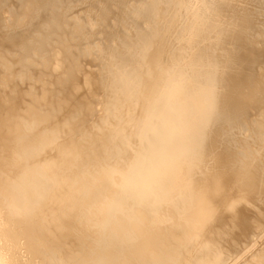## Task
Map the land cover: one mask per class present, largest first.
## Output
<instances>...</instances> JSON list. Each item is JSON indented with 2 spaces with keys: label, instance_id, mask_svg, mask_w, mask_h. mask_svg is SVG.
I'll return each mask as SVG.
<instances>
[{
  "label": "bare ground",
  "instance_id": "obj_1",
  "mask_svg": "<svg viewBox=\"0 0 264 264\" xmlns=\"http://www.w3.org/2000/svg\"><path fill=\"white\" fill-rule=\"evenodd\" d=\"M70 1L0 0V264H231L240 255L239 251L246 252L240 250L238 237L246 235L245 241H251L264 227V62L257 63L258 58L264 55V49L255 52L259 44L264 47V27L256 30L259 33L257 39L249 40L246 47L241 45L244 34L264 21V0H246L244 4H240L242 0H209V10L202 7V0H168L176 6L197 9L194 19L187 23L190 28L188 41L175 43H178L175 53L180 56L175 67L183 66L176 69L183 75L187 90L192 84L188 92L194 101L204 94V99H207L201 109L203 115L190 117L185 125L175 124L168 115L164 118L165 114L158 117V125L154 128H180L185 135L190 134L192 142L189 145L177 142L171 165L159 168L153 181L148 176L131 180L125 198L127 202L121 208L112 207L110 200L125 176L123 165L118 169L113 167L116 165L112 159L113 149L108 151L112 165L103 163L98 157L94 160L96 167L93 172L76 174L71 182L66 181L57 189L52 188L50 178L25 180L23 176L25 170L21 162L30 161L26 162L27 170L35 161L32 156L36 143L53 139L54 132L47 126V121L55 107L61 108L60 100L55 107L50 104L43 111L33 107L35 89L31 90L30 86L29 94L20 96L24 79H34L25 55L30 49L55 51L74 41L82 43L79 42L80 37L86 32L77 34L70 30L71 21L63 22L66 12L62 8L69 7ZM75 1L73 6L83 7L81 2L86 0L78 1L82 6ZM117 1L121 6L124 3V0ZM129 2L125 0L128 6ZM254 2L260 4L262 12H250L255 9ZM109 5L110 0H105L100 1L97 7L91 6L93 13L87 9L90 11L87 14L99 16L101 20L98 23L94 18L90 21L96 23H90H101L100 27H103L107 17L117 19L118 15L122 17L125 14L119 10L115 16ZM239 8L241 11L237 13ZM77 13L75 17L80 11ZM144 13L139 12L138 16ZM159 15V18L157 15L153 18V33L160 37L174 33L176 15L171 18ZM84 21L75 19L72 22L80 23L77 28L83 30L88 24ZM126 21L128 26L136 23L133 18ZM202 22L207 23L210 29L203 27ZM219 24L222 30L215 33ZM63 26L68 30L62 31ZM105 26L110 28L111 25ZM112 27L113 32L117 30L114 25ZM96 28L98 26L94 27V32ZM100 33L95 34L98 36ZM105 38L99 42L107 41ZM106 41L103 44L106 45ZM78 43L77 48L80 47ZM10 46L17 47L18 54L22 56H15ZM94 53L91 55L97 54ZM79 57L78 50L77 56L66 64L68 74L58 83L59 86L88 75ZM258 64L263 67L258 68ZM156 90L158 92L147 101L157 107L162 105V94L165 97L171 93L167 85L159 84ZM47 92V89H41L45 96ZM60 94V91H55L52 96L57 98ZM219 94H226L219 101L223 105L221 117L233 123L236 116H229L227 112L243 107L245 112L237 116L240 120L245 116L251 119L245 122L244 129L236 130L233 135L230 129H219L215 120L213 109L216 103L213 98L217 99ZM153 116L154 112L149 113L144 106L140 119L135 123L148 118L150 121ZM246 134L247 140H241ZM150 136L147 130L139 134L141 142L145 143H150ZM163 136L159 144L163 146L161 155L164 157L171 144L162 139ZM222 138L227 141L223 145L227 146L226 152L231 153L230 156L213 154L212 143ZM75 150L82 158L87 156L83 144L76 145ZM222 157L225 161L221 160ZM122 160H126L125 155ZM194 172L199 173L195 178L192 177ZM113 179L117 183H111ZM192 179H195L194 184ZM105 180L110 184L101 195ZM35 181H40L41 186H36ZM27 193L28 198L25 199ZM42 195L51 209L39 219L34 209L36 211L38 205L36 198ZM25 201L30 202V210L25 207ZM256 216L260 222L254 223L251 219H257ZM22 217L36 220V228L18 221ZM38 226H42L44 237L38 233ZM39 246L46 248L33 251ZM263 247H257L261 248L257 252L252 249L255 255L248 250L246 254L252 255L250 260L247 261L245 254L246 262H243V256L239 260H243L242 264H264Z\"/></svg>",
  "mask_w": 264,
  "mask_h": 264
},
{
  "label": "rangeland",
  "instance_id": "obj_2",
  "mask_svg": "<svg viewBox=\"0 0 264 264\" xmlns=\"http://www.w3.org/2000/svg\"><path fill=\"white\" fill-rule=\"evenodd\" d=\"M71 1L70 5L72 6V9L74 7L75 13L78 11H80V13L82 11V13H79V15L75 17L78 13L75 14L74 10L69 9V7L71 8L70 5L69 7L62 8L66 12L63 22L69 23L71 21L69 25L70 30L76 31L77 34L86 32V34L83 35H87V37H80L79 40V42L82 41L83 44L80 42V45L78 41H76V43L74 41L75 44L73 42H71L73 44H70L74 45L73 47L66 45L62 50L55 51L48 50L39 52L36 49H30L25 55L28 66H31V70H33L34 79H24V83L22 82L21 84H24L21 88L23 92L20 96L23 97L25 93L29 94L28 88L30 86L31 90L35 89L34 98L36 104L33 101V107L43 111L47 105L53 104L55 107L56 102L60 100L61 105L59 107L61 108L55 107L54 113L47 121V126L50 129H53V139H51L50 142L36 143V148L33 150L35 156H32V159L35 161L34 163H31L32 166L27 170L26 162L30 161L23 160L21 162V165L25 170V172L23 171V176L25 180H29L32 177L35 180H45L46 178H50L51 183H53L52 188L57 189L59 185L64 184V182H71L76 174L83 175L86 171L93 172L96 167L94 160L98 157L100 160H103V163L112 165V163L109 162L108 151L113 149L114 154L112 155V159L116 162V165H113V167L116 166L115 168L118 169L123 165L125 169L122 172L125 176L123 178L124 181H120L118 191L115 195L111 196L110 200L112 207L121 208L122 205L127 202L125 198L127 197V190L131 180H138L148 176L149 179L153 181L154 175L159 168L164 165H171L175 153V144L183 141L189 145L192 142L189 137L190 134L185 135V131L180 128L174 129L169 126L168 127L172 130H167L163 127H161L160 130H157L159 126L154 128L158 125L156 122L158 117L165 114L164 118L168 115L175 124L178 122L181 125H185L190 117L197 118L198 116L203 115L201 109L204 107L203 102L207 99H204L206 95L203 92L204 95H201L202 97H198L194 101L193 96L188 92L192 87V84L188 85L187 90V86L184 85V82L182 81L183 75L179 73L178 69H176L182 68L183 66L178 65V67H175V62L180 57L175 53V46L178 44L175 43L179 40L180 42L188 41L190 28L187 27V23L194 19L197 9L195 7H186L185 5L176 6L174 2L171 3L168 0H128L130 1L129 6L126 4L128 2L125 3L124 0L123 7L121 4H119L120 6L117 4L119 3L118 1L115 2L116 0H110V11L115 15L118 12L120 13L119 10H123L121 11V14L125 12L126 16L125 14H122L125 16H122V18L117 14L118 16L115 15L117 16V19L116 17L113 19L112 16L107 17L106 21L103 23V27H100L101 23L99 25H94L98 22L99 16H93V14L91 16L87 14L90 12H87V9L91 10V13H93L91 8L94 6L97 7L96 5H100V1L105 0H94V3L93 0H90L91 2H88L90 6L87 3L88 0H84L85 2H81L83 3V7L73 6L72 3L74 0L72 3ZM76 1L75 4L78 6L81 5L78 4L81 0ZM208 2L209 0H202V7L206 10H209ZM245 2L246 0H242L240 4H244ZM91 3L94 5L92 6ZM87 5L88 8H85ZM259 5L260 4L257 2H254L253 7H255V9L250 12H262V8L259 7ZM66 8L67 11L65 10ZM240 11L239 8L237 13ZM126 12H128L129 15H127ZM139 12L145 13L138 16ZM159 13L167 18L176 15L177 23L174 29L175 32L173 31L174 33L163 35L162 37L156 32L153 33L154 30L151 29L153 18H155L156 15L157 18H159ZM72 18L73 20H85L84 23L87 21L86 23L88 24L86 25H89L88 27L91 26L90 29H87V26L83 29L84 31L82 28H77L80 23L72 22ZM94 18L96 22L93 20V22L90 21ZM127 18H133L136 22L134 26H128L129 23L125 24L127 23ZM123 21L125 22L123 23ZM90 22L95 23L92 24ZM99 22H101V20H99ZM89 23L94 27L98 26L99 29L96 28V31L94 32V27ZM105 25L111 26L109 28ZM112 25L115 26V29L117 28L114 32L112 30V28H114ZM201 25L210 29L205 22H202ZM263 27L264 21H261L260 24L258 23V27H254L246 32L241 40L242 48L247 46L249 40L257 39L259 33H257L256 30ZM92 28L93 33L91 32ZM107 28H109V30ZM30 30L32 31L33 28L30 27ZM66 30H68V28L63 26L62 31ZM221 30L222 27L221 24H219L215 33H218ZM90 32L94 36H92ZM98 32H101L102 34L100 33L97 36L96 34ZM103 32L107 34L108 38L107 36L106 38L104 37L106 34ZM103 37L108 41L105 40L107 42L106 45L103 44L105 41L101 42L102 44L99 42L100 40H104ZM83 40H87V42L84 43ZM77 43L78 46H80L79 48L76 46ZM193 46L194 44H192V47ZM262 48L264 49L263 45L259 44V49L255 52L258 53L263 51ZM10 49L15 56H22L18 54L17 47L10 46ZM78 50L80 54L79 58L81 60L80 63L86 67L85 69L88 72V75L78 77L75 81L65 82L59 86L58 83L68 74L66 64L72 58L77 56ZM92 52L97 54L91 55ZM96 56H99L100 58H97ZM218 56L222 58L223 54H219ZM263 56L264 55H261V57L258 58L259 60H257V63H261L262 60L264 62ZM261 64H258L257 67L260 68L264 66V63L262 64L263 66H261ZM159 84L167 85L171 94L170 96L165 97L162 94V105L156 107L154 104L149 103L147 99L158 92L156 88ZM41 89H47L49 91L47 92L48 95L45 96L42 94ZM55 91H60L61 93L57 98H53L52 96V94L55 95ZM138 91L142 93L137 94ZM225 97L226 94H219V96L216 97L217 99L213 98V101L216 103L213 111L216 115L215 120L217 124H219V129H230L232 131L231 134L233 135L236 130L244 129L245 122H250L251 119H247L246 116L242 117L243 120L239 119L240 117L237 115H243L245 112L243 107H236L233 111L229 110L227 112V115L229 116H236L233 123L232 121L225 120V118L221 117L219 114L220 111L223 110V105L219 101ZM144 106H147L149 113L154 112L153 119L149 121L148 118L137 124L135 121L140 119V114L144 109ZM237 118L238 120H236ZM143 130H147L151 134L150 143L141 142L139 134ZM162 135H164L162 139L169 141L171 144L170 150L165 153L166 156L164 157L161 155L163 146L162 144H159ZM246 137L247 134L246 136L244 135L241 140H247L248 137ZM218 141L219 142L212 143L214 156L219 154L228 155L229 153L226 152L227 146L223 145L227 141H225L224 138ZM78 144L84 145V148L87 151L86 157L82 158L81 155L76 152L75 146ZM124 155L126 156V160H122V156ZM154 157H158V159L153 160ZM27 159H29V157ZM223 159H225L224 157H222L221 160L225 161ZM227 163L228 162L225 164ZM198 174L199 173L196 174L194 172L192 177L195 178ZM110 182L117 183L114 179L110 180ZM35 183L36 186L39 187L42 184L40 181H35ZM104 183H106V180L103 184ZM191 183L194 184L195 179H192ZM107 184L110 183H106L102 187L101 195L104 194L107 189ZM30 188L33 190L32 187ZM50 191H52V189ZM27 198L28 193L25 196V199ZM36 200L35 201L38 205L36 206V211L34 209V212H36L37 218L40 219L43 215L50 212L51 206L44 195L39 198L37 197ZM27 201H25V207H29L28 210H30L31 206L28 204L30 202ZM255 218H257H253L255 221L253 219L251 220L252 222L257 223L260 218L259 216H256ZM18 221H21L26 226L30 225L35 228L37 226V221L28 217H22ZM41 227L42 226H38V229L40 230L38 233L42 234L44 237L45 232L42 231ZM262 229L264 230V227ZM263 230L261 232L262 235L260 232H256L255 234L261 236L258 237V235H255L254 239H251V241H245V234V236L241 235V237H238V239L241 240L240 247L242 248H240V250L242 249L246 252L239 251L238 254L240 255L237 256L231 264H242L243 260L239 259L242 258L243 254L246 256L249 253V250L252 251L250 252L252 255H255L257 250L261 249L257 247H263L262 244L264 245V240L260 241V239L264 238ZM252 240H256L254 241L256 244H253L254 242ZM259 241L263 242L260 243ZM43 245L46 246L44 242ZM45 248L46 247H44V249ZM44 249L42 246H39L38 249L36 247L33 251H44ZM252 249H255L256 252H253ZM251 254L247 255L248 257L246 256L248 258L247 261L251 259ZM242 259H244L243 262H246L245 257Z\"/></svg>",
  "mask_w": 264,
  "mask_h": 264
}]
</instances>
